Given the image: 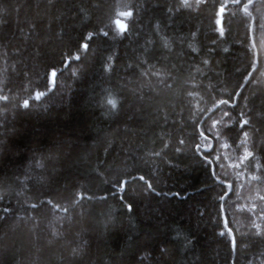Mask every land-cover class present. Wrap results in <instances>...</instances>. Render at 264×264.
<instances>
[{"label": "trees", "instance_id": "1", "mask_svg": "<svg viewBox=\"0 0 264 264\" xmlns=\"http://www.w3.org/2000/svg\"><path fill=\"white\" fill-rule=\"evenodd\" d=\"M189 2L0 0V264H264V0Z\"/></svg>", "mask_w": 264, "mask_h": 264}, {"label": "snow or ice", "instance_id": "2", "mask_svg": "<svg viewBox=\"0 0 264 264\" xmlns=\"http://www.w3.org/2000/svg\"><path fill=\"white\" fill-rule=\"evenodd\" d=\"M200 2H201V0H197V4H199ZM233 2H234V3H239V0H233ZM248 3L251 4V3H252V0H248ZM179 7H180V8H190V7H191V4H190L189 0H180ZM244 10L247 11V5H244ZM223 11H224V9H223V7H221L220 12L222 13ZM218 14H219V13H218ZM131 15H132V13H131L130 11H122V12H118V13H117V16H118V17H119V16H122V17H129V16H131ZM111 22H112L113 24H115L116 29H117V33H118V34H119V33H123V32H125V31L127 30V26H126V24L122 23L120 19H114V20H112ZM217 23L219 24L220 21L217 20ZM99 34L104 35V36H107V35H108V32H106V31H104L103 29H101ZM93 35H94L93 32H89V33L87 34V36L84 37V39H86V40H87V39H91ZM165 47H167V44H166V43H165ZM87 48H88V44H86V43L81 44V45L79 46V48L77 49V54H75V55H71V54H70V55L67 56V59H69V60H80L79 52H80L81 50H87ZM204 63H207V61H204ZM110 68H111V57L109 56V57L107 58V60L105 61V63H104V70H105V72L109 71ZM52 76H55V72L52 73ZM42 95H43V93H41V92H36L35 95H34V99L39 100V99L41 98ZM0 100H7V97H6V96H0ZM106 103H107L108 105H110L113 109H115L116 106H117L115 99L111 98V96H109V98H107ZM219 103L227 105V104H228V101H227V100H221V101H219ZM213 106L216 107V106H218V105H215V104H214ZM21 107H23V108H28V107H29V101H28L27 99L24 100L23 103H22V105H21ZM210 110H211V109H209V111H210ZM202 111H203V110H202ZM224 116H228V113H227V112H224ZM216 123H217V122H216L215 120L212 121V128H213V129H215V127H216ZM239 123H240L241 127H243V125H245V124L247 123V121L242 119V120H240ZM224 127H225V128L230 127L229 124H228V122H224ZM222 135H226V134H222V133H220V132H217V140H221V136H222ZM242 135H243V138H244V139H243L242 141H240V143H241V144H246V142H247V138H248V133H247V132H243ZM200 136H201L203 139H205V140L208 139V138L204 135L203 132L200 133ZM181 143H183V141H181ZM235 143H236V141H233V144H235ZM229 146H230V145H229V143L227 142L226 139L223 140V141H221V143H220V147L228 148ZM165 147H166V145H165ZM197 147L199 148V145H197ZM208 147L211 148L212 145H209ZM237 147H239V145H237ZM206 151H207V150H206ZM252 155H253V153H252L251 151H249V150L245 147L242 156L239 157V161H240V163L242 164L245 160H247V159H248L249 157H251ZM233 166H235V167L238 168V167H239V164H236V165H229V167H233ZM140 179L143 180L144 178H143V177H140ZM250 179H252V180H257V179H259V177L256 176V175H252V176L250 177ZM118 186H119L121 189H123V187H124V181H120ZM150 187H151V185H149V188H150ZM259 198H260L261 200H264V196H260ZM48 203L51 204V201H49ZM30 207H31V208H36L37 205H36V204H31ZM127 207H128V209H129V211H131V205H128ZM220 211L223 212L224 209H221ZM221 219L223 220L224 230L221 231L220 235L223 236V235H225V233H227V236H228L229 238H232V229L229 227V223H228V221H227V220H224L223 217H221ZM252 226H253L254 228H256V233H255V235H257V236L262 235L261 230H260V226L257 225V224L255 223V221H253ZM231 244H232V247L235 248L236 241H235L234 238L231 239Z\"/></svg>", "mask_w": 264, "mask_h": 264}, {"label": "rangeland", "instance_id": "3", "mask_svg": "<svg viewBox=\"0 0 264 264\" xmlns=\"http://www.w3.org/2000/svg\"><path fill=\"white\" fill-rule=\"evenodd\" d=\"M220 25H221V22H220Z\"/></svg>", "mask_w": 264, "mask_h": 264}]
</instances>
